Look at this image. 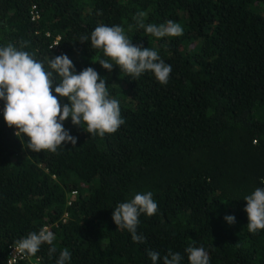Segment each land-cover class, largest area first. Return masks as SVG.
<instances>
[{
	"label": "trees",
	"instance_id": "16d2710c",
	"mask_svg": "<svg viewBox=\"0 0 264 264\" xmlns=\"http://www.w3.org/2000/svg\"><path fill=\"white\" fill-rule=\"evenodd\" d=\"M141 11L145 24L172 20L183 34L146 33L134 19ZM100 24L120 25L134 45L156 50L172 67L167 84L96 62L110 59L91 46ZM9 42L47 71L48 57L61 54L77 73L94 68L125 123L100 137L69 118L63 126L77 144L35 153L5 122L0 100V264L45 226L57 251L41 245L28 255L36 264H55L64 248L66 264H153L148 249L160 253L158 264L169 251L189 264L193 240L210 264H264V229L249 233L244 211V197L264 188V0H0V46ZM149 191L158 210L141 213L146 243H134L112 213Z\"/></svg>",
	"mask_w": 264,
	"mask_h": 264
},
{
	"label": "clouds",
	"instance_id": "9594fccd",
	"mask_svg": "<svg viewBox=\"0 0 264 264\" xmlns=\"http://www.w3.org/2000/svg\"><path fill=\"white\" fill-rule=\"evenodd\" d=\"M146 12H138L134 17L136 26L156 37H179L183 27L172 20L163 24H145ZM88 40L81 37V43ZM91 46L102 49L103 55L110 59L98 62L104 69L112 71L114 65L121 72L136 80L146 71L154 74L161 84H167L172 67L166 64L156 50L144 48L132 43L125 29L120 25H97L91 32ZM51 71L45 70L43 63L34 59L27 51L18 49L9 42L0 46V100L4 101L3 117L9 127L17 129V137L26 136L27 149L35 153L47 150L56 153L60 147L71 143L77 144V138L65 129L63 122L71 118L74 126L82 127L92 136L103 137L106 133H115L125 123L121 117L117 99L111 98L106 78L92 67L76 72L73 61L67 54L48 57ZM58 81L53 95V84ZM60 98H67L68 103L61 104ZM86 126V128H85ZM264 182V181H262ZM248 223L247 230L255 234L264 229V188H256L244 197ZM158 210V203L152 192L136 193L128 201L119 203L113 210L112 219L117 229H126L134 243H146V237L137 234L141 213L153 216ZM225 220L235 223V217L228 215ZM55 234L42 227L38 232H30L26 237L15 242V255L35 256L41 245H49V255L57 249L54 245ZM153 264L161 260L159 252L146 250ZM189 264H210V257L203 246L196 247L195 240L185 249ZM71 253L64 248L59 253L55 264H66ZM179 252L164 255L163 264H180Z\"/></svg>",
	"mask_w": 264,
	"mask_h": 264
},
{
	"label": "built area",
	"instance_id": "2783aa9c",
	"mask_svg": "<svg viewBox=\"0 0 264 264\" xmlns=\"http://www.w3.org/2000/svg\"><path fill=\"white\" fill-rule=\"evenodd\" d=\"M14 247H12L9 250V253H8V263L9 264H22V263H26V264H36L35 262H33L30 259V257L28 255H23V254H17V255H15V249H14Z\"/></svg>",
	"mask_w": 264,
	"mask_h": 264
}]
</instances>
